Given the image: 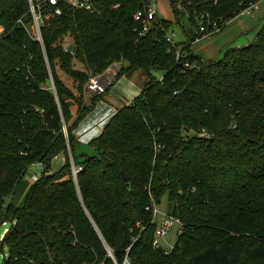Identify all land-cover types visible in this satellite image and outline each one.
<instances>
[{
  "label": "trees",
  "instance_id": "trees-1",
  "mask_svg": "<svg viewBox=\"0 0 264 264\" xmlns=\"http://www.w3.org/2000/svg\"><path fill=\"white\" fill-rule=\"evenodd\" d=\"M88 1L94 13L59 0L41 45L24 27L29 1L0 0L3 264H264V20L250 44L205 61L194 38L169 44L173 24L159 16L144 31L134 18L150 0ZM168 1L200 37L202 18L223 31L262 0ZM122 61L116 81L140 70L143 91L83 145L75 130L115 85L87 107V84ZM35 165L43 171L18 207ZM164 198L183 226L168 254L153 248L151 205Z\"/></svg>",
  "mask_w": 264,
  "mask_h": 264
},
{
  "label": "rangeland",
  "instance_id": "rangeland-1",
  "mask_svg": "<svg viewBox=\"0 0 264 264\" xmlns=\"http://www.w3.org/2000/svg\"><path fill=\"white\" fill-rule=\"evenodd\" d=\"M154 4H155L156 13L159 14V15L158 14H156V15L161 17L165 21H168V22L173 24L172 29L169 31V34L174 35L173 36V42L175 44L187 43L189 40L197 37V31L191 26V24L189 23V21L186 17L182 16V17H180L179 20L176 19L168 0H155ZM168 5H169V7H168ZM252 10H251L250 14H246L244 16H239V17L235 18L234 20H232L230 23L226 24V26L223 28V31L220 30L219 33L205 37V38L199 37L200 41L197 44H195L194 48H193L196 51L197 55L200 58H201V56L207 58V60L204 59L205 61H213V60L219 59L222 56V52L226 48H230L231 46H234L235 44L241 45L237 48L243 47V46H245L244 43L246 41L248 42L247 45L250 44L262 28V23H259L260 15L251 16ZM29 25H30V23L27 24V27L30 28ZM240 31H244L245 34L236 35L239 38V40L236 39L237 41H235L233 43V41H231L229 39V37H231L232 35L234 36V34L240 32ZM2 32H3V29L0 27V34ZM179 50H180V48H179ZM121 66L123 68H126L128 66V64L126 62L122 61L120 64V67ZM77 67L79 69L81 68L79 65ZM122 67H121V70H122ZM138 71H140V70H138ZM141 73L144 75L143 72H141ZM132 74L133 73H131L130 75H127V77L131 76ZM155 77L159 79L161 77V73H156ZM145 80H146V78H145ZM117 82L118 81L115 80V82H114L115 85ZM87 92L89 93V91H87ZM90 93H92V92H90ZM116 93L118 95V91ZM84 98H85V95H84ZM75 107L76 106L74 105L71 109L73 115H75V112H76ZM41 173H42V166H40V165H35L29 169V171L27 172L25 177L20 181L19 185L17 186L15 195L12 198L13 203L16 206H18V207L24 206L25 198H26L27 194L29 193L34 182L40 177ZM158 209L161 213H165V214L169 215L167 198H164L162 200V203L158 206ZM162 218H163L162 216H160L158 218L159 222H161ZM10 226L11 225L9 223L5 224L0 229V235H2L3 233L6 234L7 231H5V230L9 229ZM179 228L180 227L178 225H176L173 228V230L167 234V236L163 239V241H161V246L163 247L164 250L169 251L175 245V243L179 237L178 236ZM4 256H7L6 251L4 253H2L0 251V264H3V257Z\"/></svg>",
  "mask_w": 264,
  "mask_h": 264
},
{
  "label": "built area",
  "instance_id": "built-area-1",
  "mask_svg": "<svg viewBox=\"0 0 264 264\" xmlns=\"http://www.w3.org/2000/svg\"><path fill=\"white\" fill-rule=\"evenodd\" d=\"M29 1V13L31 16V23H30V28L27 27V25H24L26 32L28 35L38 42L39 44H43V38H42V28L44 26V23L46 20H48L51 16L52 17H60L62 15V12L60 8L58 7L59 5V0H28ZM64 3L70 5L74 9L78 10H83L89 13H94L95 9L92 5V3L88 0H62ZM155 0H150V5L148 9L145 12H139L135 16V21L136 22H142L145 25L144 31L147 30V27L150 22L155 20V17L157 16L156 14V9H155ZM255 7V5H252L248 9H246L244 12H242L239 16H244L246 14H250L251 10ZM238 16V17H239ZM203 18L201 19L199 26V34L200 37H208L211 35H215L220 32V29L218 28V25L216 23H213L211 25L212 29L210 30V25L205 26L202 22ZM21 23V22H19ZM23 24V23H21ZM198 35V34H197ZM173 34H167V42L171 44L172 46L175 45L173 42ZM200 41V38L197 36L194 38L191 44V49L193 50L194 45L197 44ZM66 53H70V55L75 56V52L73 49L67 47L65 50ZM189 54L182 49L176 51V59L177 61L182 60V67L185 70H191L195 68V65L188 61ZM121 63H115L113 64L107 72L100 77H93L90 79L89 83L87 84V91L92 92L96 95H101L104 94L109 87H111L118 74L121 71L120 67ZM163 81V77L159 78V82L161 83ZM43 171V167H42ZM77 171H74V176H76ZM149 210V208H148ZM151 211L153 215V222L157 223V229L154 234V240H153V248L156 250H164L163 247L161 246V241L167 236L168 233H170L173 228L178 225L179 232L178 236H180L183 233V226L181 222L175 218L172 215H168L165 213H161L158 209V206L152 202L151 205ZM162 216L163 218L161 219V222H159L158 218ZM173 247L171 248V250ZM169 251H165L166 254H168ZM125 264H128L126 262Z\"/></svg>",
  "mask_w": 264,
  "mask_h": 264
},
{
  "label": "crops",
  "instance_id": "crops-1",
  "mask_svg": "<svg viewBox=\"0 0 264 264\" xmlns=\"http://www.w3.org/2000/svg\"><path fill=\"white\" fill-rule=\"evenodd\" d=\"M258 15H260L259 23H262L261 21L264 19V0L256 4L254 9L252 10L251 16H258ZM242 34H245V32L240 31L234 34V36L232 35L231 37H229V39L234 43L235 41H237L236 39L239 40V38L236 35H242ZM245 43L247 44L248 42L246 41ZM239 46L241 45L239 44L238 47ZM193 52L195 55H197L194 49ZM201 58L207 60V58L205 57L201 56ZM141 72L142 71H136L129 77L127 76L122 77L116 83V85L109 90L107 95H105L103 101L99 102L96 105L93 112H91L80 123V125L74 132V135L79 143L83 145H88L94 139L100 137L104 129L110 122V120L117 113V111L122 109L124 106L129 105L135 98H137L142 93L146 80H145V76ZM117 91H118V95L116 93ZM94 96H95L94 93L92 94L90 92L89 93L86 92L84 101L87 107L91 105Z\"/></svg>",
  "mask_w": 264,
  "mask_h": 264
}]
</instances>
